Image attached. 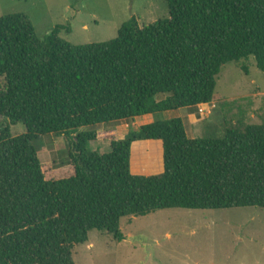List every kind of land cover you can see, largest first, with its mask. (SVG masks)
Here are the masks:
<instances>
[{
	"label": "trees",
	"instance_id": "obj_1",
	"mask_svg": "<svg viewBox=\"0 0 264 264\" xmlns=\"http://www.w3.org/2000/svg\"><path fill=\"white\" fill-rule=\"evenodd\" d=\"M164 2L167 19L77 46L60 38L69 26L40 39L27 15L0 17V264H75L90 232L122 242L123 219L162 210H264V126L189 138L181 118L154 119L108 153L88 148L95 126L210 104L227 63L264 73V0ZM49 134L68 140L64 168L38 158ZM142 140L161 142L162 174L130 173Z\"/></svg>",
	"mask_w": 264,
	"mask_h": 264
},
{
	"label": "rangeland",
	"instance_id": "obj_2",
	"mask_svg": "<svg viewBox=\"0 0 264 264\" xmlns=\"http://www.w3.org/2000/svg\"><path fill=\"white\" fill-rule=\"evenodd\" d=\"M25 14L42 39L56 26L70 27L60 38L72 45L98 44L117 37L119 28L135 17L141 27L167 19L164 0H0V17ZM242 65L248 71L242 69ZM210 104L157 114L159 120L181 118L189 138H220L225 129L264 126V73L254 60L227 63L216 78ZM159 97L158 99H160ZM99 125L90 151H110L112 139L136 134L146 119ZM87 130V129H84ZM13 137L25 134L22 124L11 127ZM43 164L55 169L69 162L70 146L63 135H45L35 143ZM150 154V157L147 155ZM163 172L159 141H136L131 146L130 173L156 176ZM122 242L92 231L73 248L75 264H264V210H162L144 217L125 218Z\"/></svg>",
	"mask_w": 264,
	"mask_h": 264
},
{
	"label": "crops",
	"instance_id": "obj_3",
	"mask_svg": "<svg viewBox=\"0 0 264 264\" xmlns=\"http://www.w3.org/2000/svg\"><path fill=\"white\" fill-rule=\"evenodd\" d=\"M141 118L146 119V122H147L146 124L153 122V117L151 115L143 116Z\"/></svg>",
	"mask_w": 264,
	"mask_h": 264
}]
</instances>
